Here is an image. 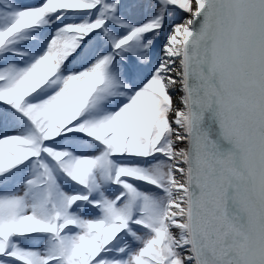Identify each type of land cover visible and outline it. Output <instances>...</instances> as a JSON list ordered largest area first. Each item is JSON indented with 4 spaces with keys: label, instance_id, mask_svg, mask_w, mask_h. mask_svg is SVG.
<instances>
[{
    "label": "snow or ice",
    "instance_id": "obj_1",
    "mask_svg": "<svg viewBox=\"0 0 264 264\" xmlns=\"http://www.w3.org/2000/svg\"><path fill=\"white\" fill-rule=\"evenodd\" d=\"M0 264H264V0H0Z\"/></svg>",
    "mask_w": 264,
    "mask_h": 264
}]
</instances>
